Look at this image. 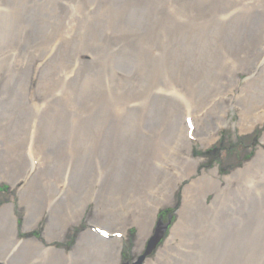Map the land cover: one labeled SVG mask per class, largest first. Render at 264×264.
<instances>
[{
  "label": "rangeland",
  "instance_id": "rangeland-1",
  "mask_svg": "<svg viewBox=\"0 0 264 264\" xmlns=\"http://www.w3.org/2000/svg\"><path fill=\"white\" fill-rule=\"evenodd\" d=\"M17 1L0 0V3L12 7ZM135 28L137 32L130 33L133 39L121 37L119 45L114 44L111 32L127 34L126 31L133 32ZM8 33L14 39H24L10 43L0 52L3 56L0 60V181L2 186H9L0 193V205L1 202L14 205L12 212L7 211L11 221L7 241L11 242L0 241V249L3 257L10 260L8 264H44L43 252L38 254V261L29 262V246L21 245V236L25 234L12 222L14 216L19 228H23L24 219L38 218L26 207L24 193L39 182L44 202L38 215L41 227L32 234L36 238L42 236L50 220L46 215L50 197L74 190L76 202L65 208L66 220L83 199L87 200L82 217L67 224L68 229L59 236L57 249L67 251H72L94 215L98 214L101 220L121 222L122 213L134 216L132 221H140L148 215L147 207L162 199L154 195L157 184L161 183L158 177H154L153 183L144 184L145 188L140 183L135 185L129 193L99 190L97 181L104 166L94 157L96 139L101 143L107 132L119 134L122 129L110 119L109 127H105L101 118L106 120V117L94 111L101 104L99 95L81 97L77 76L86 71L98 75L108 98L105 102L136 104L134 119L139 120L136 128L144 130L140 116L150 117L148 102L153 97L155 83L180 85L186 91L185 98L196 99L230 83L232 71L244 68L252 59L246 50L248 45L262 46L264 0H27L26 10ZM248 37L253 38L247 40ZM135 77L138 85L134 88L129 84V89L124 91L122 84ZM246 78L245 74H239L240 88ZM233 95L237 97L238 92ZM9 101L15 105L17 120L15 115L4 116V109L1 111ZM263 103L264 71L256 89L250 87L245 98L227 108L228 126L217 133V141L206 148L194 144V157L204 162L194 178L202 169L214 168H218L221 177L227 176L254 157L264 132V121L250 133L239 132L234 123L238 122L241 110L250 116L244 108L257 109ZM166 107L175 119L161 109L148 131L154 134V141L159 139L168 148L177 140V119L182 117L184 105L172 102ZM12 124L18 127H11ZM82 155H85L81 164L84 180L77 189L72 181L76 174H73L74 164L67 160L75 163ZM263 180L264 160L251 173L237 177L242 182L240 185L229 183L227 188L222 185L220 197L189 195L182 210L184 185H180L173 192V201L163 207L154 222L156 225L161 218L172 230L175 225L178 236L159 254L165 246V240L161 241L143 264L147 259L156 264H264ZM9 183L14 187L10 189ZM187 183L189 179L184 181ZM103 202L111 204H100L96 209V203ZM105 208L109 213H102ZM134 226L132 223L120 240L121 264L137 260L149 240L140 252L136 251L137 227ZM167 234L169 231L165 238ZM73 255L68 253L62 259L68 262L97 258L92 251ZM0 264L5 263L0 260Z\"/></svg>",
  "mask_w": 264,
  "mask_h": 264
},
{
  "label": "bare ground",
  "instance_id": "bare-ground-1",
  "mask_svg": "<svg viewBox=\"0 0 264 264\" xmlns=\"http://www.w3.org/2000/svg\"><path fill=\"white\" fill-rule=\"evenodd\" d=\"M27 7V0H19L12 7L0 3V52L12 43H19L24 38L14 39L13 34L8 33L9 28L17 24V19ZM126 18V17H124ZM128 30V29H127ZM137 28L133 32L132 30L126 31L127 34L116 35L111 32V37L114 44L119 45V39L121 37L133 39L130 33L137 32ZM245 31V30H242ZM241 32V31H239ZM245 33V32H243ZM241 32V34L243 35ZM248 34V33H246ZM26 38H29V33H26ZM257 40L259 36L255 35ZM253 37H248L247 40H251ZM261 47L257 45H248L247 51L252 54V59L244 65V68L234 69L230 76V83L219 85L209 95L204 93L198 96L196 99L191 97L185 98L186 91L179 86L167 82V84L155 83L151 92L153 96L148 102L150 116L148 119L145 115L140 116V121L143 123V129L136 128L139 125V120L134 119L136 104L131 102L114 101L113 103L105 102L108 98L105 96L101 84L100 77L94 73L86 71L84 74L77 76V82L80 87V95L83 98L89 99L94 94H98L101 104H97L94 108L95 114H103L106 120L101 118L106 128L109 127L108 120L115 121L121 132L112 133L107 132L101 143L99 139H96L94 146V157L97 158L104 166L103 175L98 179L97 184L99 190L105 193H119V192H131L133 187L137 184L153 183L154 177H158L161 183L157 184V192L154 194L157 198H162L157 203H153L152 206L147 207L146 211L148 215L141 218L139 221H132L134 216L127 214H120V218L123 220L110 221L101 220L94 215L91 218V222L96 225H102L103 231H107L109 234L108 239H104L98 234L86 232L79 236L76 245L72 251L64 249H57V242L60 241L59 236L62 235L69 226V223H75L82 217L84 208L87 204V200L83 199L82 204L71 213L69 219L66 220L65 208L68 205L76 202V193L72 189L69 194L59 193L55 198H49L47 200L46 215H49V222L43 231L40 238H31L26 233L33 232L40 228L39 223L41 219L38 215L42 209L44 202L43 192L41 184L33 186L25 194V205L32 214L36 217H29V220L24 219L26 226L19 228L18 221L13 216V226L25 236H22V246H29V262L38 261V254L44 253V264H120L122 258L123 243L119 239L114 237V234L121 230L125 233L130 225L134 223L137 227L135 237V250L140 252L144 246L146 240L156 239L160 242L165 240V246L159 251V254L167 249L178 236V228L174 225V228L170 229V226H158L155 229L156 234H152V228L154 218L157 215L158 210L163 208L166 204H170L173 201V192L179 188L180 185H184L182 196V207L187 202V197L197 193L202 196L203 194H213L214 197H220L219 194L221 186L228 187L231 183L240 185L242 182L237 181V177L242 173H251L255 167L259 166V163L264 160V132L259 140V144L256 148L254 157L248 161H245L242 168L234 170L231 174L221 177L218 168L208 169V171L202 169L201 174L194 178L197 174L199 167L204 163L202 158H196L193 155L194 143L197 141L203 147H208L217 141V131L222 132L223 129L228 126L226 111L227 108L234 104L241 97H246V90L250 87L256 89L258 80L264 71V36L260 39ZM125 46V45H124ZM122 46V47H124ZM251 46V47H250ZM116 51L115 49H113ZM245 50V49H244ZM3 58L0 55V60ZM245 74L247 78L240 88L239 74ZM130 75V79H131ZM128 81V84H122V88L129 89L127 85H131L135 88L138 85L137 78L133 81ZM130 82V83H129ZM100 84V85H99ZM1 86V84H0ZM235 91L238 92L237 97H234ZM124 93V92H123ZM139 96V100L143 98ZM131 101V100H130ZM172 102H180L184 105L182 107L183 115L177 119V126L179 134L177 140L173 145L168 148L164 144H160V140H155V136L151 131L149 124L154 121L155 115L161 112V109H165L168 114L171 115L166 105L172 104ZM181 105V104H180ZM182 106V105H181ZM179 108V107H178ZM4 116L11 117L15 115V105L12 102H6L3 107ZM251 109L244 108L246 112L251 113L250 116L241 110L240 117L235 127L241 133L252 132L257 125L263 124L264 121V103ZM176 116V115H174ZM132 117V119H131ZM173 117V115H171ZM192 121V127L189 128L183 123L184 118ZM174 118V117H173ZM15 119L18 117L15 115ZM175 119V118H174ZM11 127L17 128L18 124H12ZM159 134V133H158ZM157 135L156 137H158ZM46 142L49 143L46 139ZM85 155L73 163L70 160L68 162L74 164L72 181L75 188H80L84 180L81 164L83 163ZM202 168V166H201ZM158 173H161L160 175ZM82 174V177H81ZM138 174V175H136ZM220 177L222 178L220 181ZM189 179V183L184 184V181ZM251 181V179H250ZM230 183V184H229ZM264 180L261 182V185ZM139 184V186H140ZM231 184V185H232ZM264 188V187H263ZM159 189V190H158ZM119 191V192H118ZM160 193L158 196L157 194ZM62 194V195H61ZM61 195V196H60ZM101 205L107 206L111 202L96 203V209ZM187 204V203H186ZM14 206L12 203L0 205V241L3 243H10L7 241L8 234L10 233L11 221H8L7 211L12 212ZM16 210V209H15ZM105 208L102 213L106 212ZM9 216V215H8ZM26 218V217H25ZM28 218V217H27ZM110 219V218H107ZM29 224V226L27 225ZM38 225V226H37ZM74 225V224H73ZM99 228V226H96ZM100 227V228H101ZM166 231V232H165ZM165 238L164 234L168 233ZM8 246V245H7ZM84 251H92L96 253L97 258H76L66 262L63 257H67L68 253H81ZM67 254H64V253ZM151 252L149 250L144 251L141 256H149ZM0 260L5 264L9 263L8 258H4L0 249ZM42 260V261H43ZM159 260V257L157 258ZM63 261V262H62ZM145 264H156L154 261L147 259Z\"/></svg>",
  "mask_w": 264,
  "mask_h": 264
}]
</instances>
